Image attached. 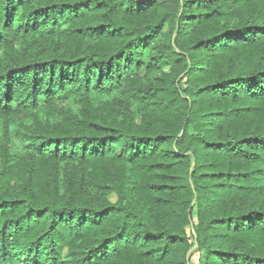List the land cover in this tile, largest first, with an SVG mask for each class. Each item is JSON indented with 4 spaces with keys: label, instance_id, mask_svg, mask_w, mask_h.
Returning a JSON list of instances; mask_svg holds the SVG:
<instances>
[{
    "label": "trees",
    "instance_id": "16d2710c",
    "mask_svg": "<svg viewBox=\"0 0 264 264\" xmlns=\"http://www.w3.org/2000/svg\"><path fill=\"white\" fill-rule=\"evenodd\" d=\"M0 119V264H264V0H0Z\"/></svg>",
    "mask_w": 264,
    "mask_h": 264
},
{
    "label": "rangeland",
    "instance_id": "374dc122",
    "mask_svg": "<svg viewBox=\"0 0 264 264\" xmlns=\"http://www.w3.org/2000/svg\"><path fill=\"white\" fill-rule=\"evenodd\" d=\"M24 116H26V114H24ZM4 127H5V122L0 119V138L4 137L5 134ZM194 262L197 263V259H195Z\"/></svg>",
    "mask_w": 264,
    "mask_h": 264
}]
</instances>
